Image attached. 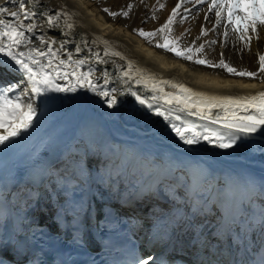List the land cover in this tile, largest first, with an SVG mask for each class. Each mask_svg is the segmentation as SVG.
<instances>
[{"label": "bare ground", "instance_id": "6f19581e", "mask_svg": "<svg viewBox=\"0 0 264 264\" xmlns=\"http://www.w3.org/2000/svg\"><path fill=\"white\" fill-rule=\"evenodd\" d=\"M178 2L160 0L166 4L165 8L156 11L155 18H148L158 8L157 0L144 3L140 0H43L46 5L43 10L48 15L62 9L76 13L68 21L76 27L68 30L64 17L59 26H45L46 16L38 15L34 22L40 24V30L29 35L34 42L40 35L48 41H69L67 51L72 52L81 44V37L89 41H111V47L126 59L108 57L107 63L99 64L93 58L83 70L91 65L97 76L107 70L113 78L110 87L121 90L128 85L120 81L123 69L117 65L130 59L156 74L158 80H172L197 91L223 95L264 91V74L256 78L239 77L223 69L198 65L155 47L134 31L159 28ZM129 3L135 6L128 18L113 19L103 11V8L126 9ZM0 5L16 10L9 0H0ZM198 7L202 10L195 19L173 25L174 37L183 34L181 48L194 40L198 45L217 39L212 31L196 39L202 28L211 29L215 23V16L208 13L207 5ZM176 19L179 21L180 17ZM223 31L221 26L217 43L205 48L206 58L218 62L223 52L225 61L238 70L258 71V57L264 55V30L259 31V39L250 31V50L245 48L242 52L243 42L235 49L232 44L222 47ZM229 31L231 33V29ZM231 38L235 41V36ZM58 43L53 47H58ZM88 47L103 55L102 42L90 43ZM67 51L62 53V58L67 56ZM74 55L83 59L92 53L85 49ZM13 65L10 58L0 53V78L13 74L19 83L25 78ZM129 83L134 91L146 94L143 85ZM26 86L25 81L21 89ZM21 89L15 91L20 93ZM166 90L173 89L167 85ZM103 100L86 89L77 93H46L36 98L37 115L32 127L22 133L23 138L14 148L6 149L14 138L0 145L3 150L0 151V227L5 222L8 229L12 207L20 217L17 227L24 232L30 220L58 212H64L65 216L75 212L93 213L103 194H107L123 205L138 231L145 236L157 240L184 237L191 228H196L202 234L198 240L194 238L190 246L185 244L187 251L209 256L212 264H245L241 258L244 248L251 254L256 244L264 240V131L244 136L243 142L227 149L204 141L188 145L171 131L162 117L139 105L135 97L126 93L118 97L119 103L113 108ZM161 107L168 106L162 104ZM191 119L203 123L197 117ZM60 162L66 168L69 166L78 178L71 179L67 172L69 176L62 179L65 172L58 174L62 172ZM37 170L43 174L42 181L32 178ZM80 182H85L84 188ZM13 184L24 192L22 200L17 192H10ZM194 187L198 193L196 198L192 195ZM169 192L171 195H167ZM29 194L36 199L34 203L25 201ZM155 194H160L161 198L150 197ZM138 205L158 207L165 214L150 222L137 211ZM233 218H237V222H233ZM150 224L155 228L149 231L153 236L148 232ZM252 232L255 235L250 240Z\"/></svg>", "mask_w": 264, "mask_h": 264}, {"label": "snow or ice", "instance_id": "6c2138e0", "mask_svg": "<svg viewBox=\"0 0 264 264\" xmlns=\"http://www.w3.org/2000/svg\"><path fill=\"white\" fill-rule=\"evenodd\" d=\"M30 2L31 6H29ZM144 2L145 0H140V3ZM9 3L15 5L16 10L0 5V53L14 62L13 66L22 72L25 79L19 83H0V145L20 136L32 127L37 115V97L46 93H77L81 89L104 98L103 102L110 108L115 107L119 103L118 97L126 93L135 97L139 105L146 106L149 111L162 117L171 131L188 145L204 141L219 148H232L238 142H243L242 137L255 134L264 128V91L247 95L197 91L172 80H158L156 74L139 67L130 59L125 64L117 65L118 68L123 69L120 72V81L128 87L123 90L110 87L113 78L107 70L97 76L91 65L86 71L83 70V66L89 64L93 58L99 64L107 63L108 57L125 60V56L120 51L111 47V41L107 39L89 41L81 37V44L75 46L74 52L67 51L69 41L61 40L59 43L56 40L48 41L44 35H40L34 42L33 36L29 34L40 30V24L34 22L38 15L46 16L44 24L51 27L59 26L61 18L64 17L65 27L72 30L76 25L68 21L76 13L62 9L54 15H48L43 10L46 8L43 0H9ZM157 4L158 8H155L148 18H155V12L166 6L165 3H160V0H157ZM188 5L192 7L189 8ZM203 5H207L208 13L214 14L215 23L211 29L202 28L197 40L207 36L209 31L216 33L218 39L220 35L218 29L222 26L224 28L222 47L226 48L232 44L235 49L237 44L243 42V47L240 48L242 52L245 48L250 50L252 36L249 32L256 33V38L259 39V31L264 30V0H210V2L179 0L172 14L159 28L153 31L139 28L134 31L155 47L198 65L223 69L228 74L239 77L256 78L264 74V55L258 57V71H249L246 68L238 70L225 61L223 52L220 53L218 62L207 59L205 48H212L217 43V39L198 45L194 40L181 48L180 41L183 34L174 37L173 25L182 24L189 18L195 19L202 10V7L198 6ZM134 6V3H129L126 9L111 11L109 8H103V11L113 19L118 16L128 18ZM177 16L180 17L179 21L176 19ZM208 19L206 14L205 20ZM232 36H235V41ZM99 42L104 44L103 55L101 51L88 47L90 43ZM57 43L58 47L54 48L53 45ZM85 49L92 53V56L83 59L75 57V53H81ZM65 51L67 56L62 58V53ZM25 81L27 86L21 89ZM129 82L143 85L147 90L146 94L142 95L134 91ZM167 85H171L173 90L167 91ZM16 89H21L20 93L12 94ZM162 104L168 107H161ZM191 117H197L203 123H196ZM192 195L193 198L198 196L195 187ZM150 262L156 264L151 255L137 259L135 264H150ZM0 264L3 262L0 261Z\"/></svg>", "mask_w": 264, "mask_h": 264}, {"label": "rangeland", "instance_id": "374dc122", "mask_svg": "<svg viewBox=\"0 0 264 264\" xmlns=\"http://www.w3.org/2000/svg\"><path fill=\"white\" fill-rule=\"evenodd\" d=\"M8 80V81H7ZM0 81H1V83H4V84H7V83H12V82H17L18 80H17V77H16V75H13V74H11V75H4V76H2L1 78H0ZM12 94H19V92H17V91H14V93H12ZM42 96H44V95H42ZM67 166H65L64 165V163L62 164L61 163V165H60V170H62V172L61 173H63V172H65L64 174H65V177H66V173L68 172V173H71V174H69L70 175V177L73 179L74 178V175H73V170H71V168H69V166H68V168H66ZM84 187V186H83Z\"/></svg>", "mask_w": 264, "mask_h": 264}]
</instances>
